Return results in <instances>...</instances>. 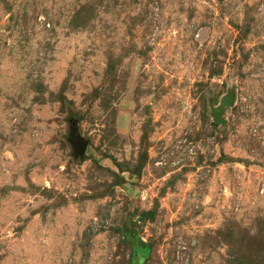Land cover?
I'll return each instance as SVG.
<instances>
[{
    "label": "rangeland",
    "instance_id": "374dc122",
    "mask_svg": "<svg viewBox=\"0 0 264 264\" xmlns=\"http://www.w3.org/2000/svg\"><path fill=\"white\" fill-rule=\"evenodd\" d=\"M0 264H264V0H0Z\"/></svg>",
    "mask_w": 264,
    "mask_h": 264
},
{
    "label": "water",
    "instance_id": "95a60500",
    "mask_svg": "<svg viewBox=\"0 0 264 264\" xmlns=\"http://www.w3.org/2000/svg\"><path fill=\"white\" fill-rule=\"evenodd\" d=\"M230 104V99L226 98L222 101L220 107L214 110V121L217 125H222L225 121L222 119L226 108ZM75 148L77 152L84 157L88 148V142L84 141L80 135H77L75 138Z\"/></svg>",
    "mask_w": 264,
    "mask_h": 264
},
{
    "label": "trees",
    "instance_id": "16d2710c",
    "mask_svg": "<svg viewBox=\"0 0 264 264\" xmlns=\"http://www.w3.org/2000/svg\"><path fill=\"white\" fill-rule=\"evenodd\" d=\"M149 253V250L147 249L146 251H145V254H148Z\"/></svg>",
    "mask_w": 264,
    "mask_h": 264
}]
</instances>
